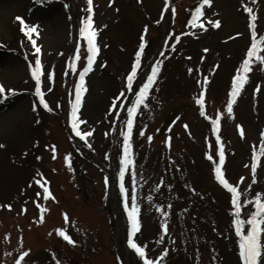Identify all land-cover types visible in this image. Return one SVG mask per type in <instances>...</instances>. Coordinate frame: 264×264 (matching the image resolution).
<instances>
[{
  "label": "rangeland",
  "instance_id": "374dc122",
  "mask_svg": "<svg viewBox=\"0 0 264 264\" xmlns=\"http://www.w3.org/2000/svg\"><path fill=\"white\" fill-rule=\"evenodd\" d=\"M92 2L98 51L77 109V127L91 133L81 138L69 111L71 83L87 63V39L79 35L87 0H0V264H143L127 244L123 205L127 197L130 206L133 188L141 220L134 238L149 258L167 248L164 264H241L230 193L213 168L222 144L225 178L241 189L251 184L249 199L264 191V61L251 58L233 111H226L232 77L247 57L253 31L264 56V0ZM197 6L203 15L189 24ZM245 7L256 17L255 29ZM16 17L37 26L33 38L41 49L48 108L35 95L30 65L37 54ZM136 51L141 57L133 83L143 75L145 82L154 64L159 71L133 118V164L121 195V133L140 88L124 87L122 79ZM201 92L202 106L196 103ZM254 150L259 162L253 183ZM58 228L76 243L64 240Z\"/></svg>",
  "mask_w": 264,
  "mask_h": 264
},
{
  "label": "snow or ice",
  "instance_id": "6c2138e0",
  "mask_svg": "<svg viewBox=\"0 0 264 264\" xmlns=\"http://www.w3.org/2000/svg\"><path fill=\"white\" fill-rule=\"evenodd\" d=\"M111 2V0H110ZM202 4L210 3V0H200ZM250 13L249 27L255 29L256 25L251 23L256 19L254 14H251V10L247 7L244 9ZM203 15L200 6L195 8V11L192 13V19L188 21L189 24H195L196 20L199 16ZM17 20L21 23V31L25 33L28 39L31 41L32 47L36 52L35 64L34 67L30 65L31 75L35 80V95L39 97V103L42 104L45 108H48V104L44 99V94L41 90V59H40V46L37 44L36 40L33 38V33L38 35V29L36 25L27 26L26 22L22 20L21 17H16ZM219 24V21L213 22V26ZM201 27L203 24L201 23ZM96 28L93 27V2L92 0H87V15L86 18H82L80 21L79 27V35L81 37H86L87 39V63L83 67V70L80 71V79L76 84V97L72 102V112H71V124L72 130L75 132L76 136L83 138L86 135H90L91 133H82L80 129L77 127L78 117H77V109L81 102V93L83 91L84 84V76L87 73L93 64L95 56L98 51V46L95 43L96 36ZM257 33L255 31L252 32V42L251 46L247 49V57L243 59L240 68L237 69V74L232 77V85L231 90L227 99L226 111L231 114L233 111V104L237 95L240 93L241 88L244 86L245 82L248 79V76L242 73H248L250 71L251 58L255 57L258 61H264V56L258 54L257 48V40L255 39ZM259 43L264 44V36L260 37ZM144 40L140 41V48L143 49ZM205 51H207L205 49ZM135 61L132 63L131 71L127 75V84L129 88H131L133 84V80L136 77L137 69L140 65V57L141 52H135ZM71 67L75 68V65L72 64ZM159 71L157 65H152L151 72L147 75L146 81L140 85L139 91L135 93V100L131 104L130 107L127 108V131L121 133L123 136V154L119 157V172L118 176L120 178L119 183V192L121 195H125L126 188L124 184L125 171L128 165L133 164L132 159V128H133V118L137 111V107L144 102V97L148 94V89L152 86L153 81L156 79V74ZM5 89L3 85H0V94L4 93ZM8 91H12L9 89ZM204 102V93L201 92L199 98L196 100L197 104L203 105ZM203 112V107L201 108ZM219 121V113L217 114L216 121L213 122V131H217ZM240 128V126H237ZM141 134L142 131H141ZM241 135H243V130L241 129ZM261 137H264V131L261 132ZM151 136L148 137L151 140ZM216 142L220 144V137L217 136ZM221 150L219 151V163L214 164V174L215 179L230 193V201H231V212L233 214V218L231 219V224L235 226V235L238 240V254L241 261V264H264V191L255 192L251 199L248 198L249 189H251V184L248 188L241 189L239 184H233L229 182L228 179L225 178V173L222 171L221 166L225 161V153L222 150L223 145L220 144ZM52 151L55 152V148H52ZM260 152L264 153V140L261 141ZM209 160H212V156H208ZM65 162L68 163V157H65ZM258 157L253 152L252 163H251V171L253 173V183L255 182V173L257 172L258 167ZM135 175V173H133ZM243 177H241V180ZM39 183V181H36ZM105 184L107 185V177H105ZM159 187V185H157ZM43 193L45 198L51 196V192L49 191L47 186H44ZM149 200L152 199L151 196L148 197ZM124 211L127 213V244L128 247L133 249L138 257L143 260V264H164V258L168 252L167 248H164L163 251L160 252L159 256L153 258H149L146 255V248L142 246L141 243L137 242L138 238H134L135 234L138 233L141 229V220L139 218L140 213V205L137 202L136 190L132 189L131 195V204L127 202V197H125L124 202ZM247 206V207H246ZM10 207V205H9ZM250 209V210H249ZM159 210V209H157ZM169 215L168 212H164L163 216L167 217ZM242 216L244 218H242ZM64 219L67 222L68 217L67 214H64ZM161 227L164 228V231H167V221H164L161 224ZM57 233L70 244H75L76 241L68 235L65 229L58 228ZM26 253L21 252L20 256H25ZM16 264H21L20 260L16 261ZM57 264H61V261L57 260Z\"/></svg>",
  "mask_w": 264,
  "mask_h": 264
}]
</instances>
